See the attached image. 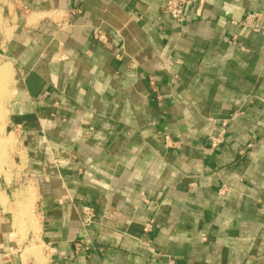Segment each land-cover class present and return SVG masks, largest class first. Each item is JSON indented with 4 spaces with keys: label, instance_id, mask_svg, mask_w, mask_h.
Listing matches in <instances>:
<instances>
[{
    "label": "crops",
    "instance_id": "obj_1",
    "mask_svg": "<svg viewBox=\"0 0 264 264\" xmlns=\"http://www.w3.org/2000/svg\"><path fill=\"white\" fill-rule=\"evenodd\" d=\"M162 3L0 0L38 227L0 201V264H264V0Z\"/></svg>",
    "mask_w": 264,
    "mask_h": 264
},
{
    "label": "rangeland",
    "instance_id": "obj_2",
    "mask_svg": "<svg viewBox=\"0 0 264 264\" xmlns=\"http://www.w3.org/2000/svg\"><path fill=\"white\" fill-rule=\"evenodd\" d=\"M14 83L15 72L9 88L12 96L3 105L5 118L3 117L1 121H4L0 122V127L2 128L0 139L3 140L1 141L5 147L4 153L0 157V201L2 207H5L8 211L11 232L17 237L16 239L19 242H22V239L26 237L27 231L33 226L37 227V218L33 193L25 189L21 181V168L24 161L21 143L9 125L8 105L13 97ZM9 139H12V142Z\"/></svg>",
    "mask_w": 264,
    "mask_h": 264
},
{
    "label": "built area",
    "instance_id": "obj_3",
    "mask_svg": "<svg viewBox=\"0 0 264 264\" xmlns=\"http://www.w3.org/2000/svg\"><path fill=\"white\" fill-rule=\"evenodd\" d=\"M191 4V0H163L162 3V12L168 15L171 19L178 23H183L184 18V11L185 8ZM259 15L253 14L250 15L245 24L252 25L255 21H258ZM94 37L97 41L102 44H106L108 42L107 35L102 29H97L94 33ZM211 144L213 147H217L223 141V134H220L218 137H211L210 138ZM166 144L167 146L171 147L172 143L169 137H166ZM223 192V191H222ZM82 225L83 227H88L92 223H94L95 214L92 209L89 207H85L82 209ZM150 225L146 226L149 227ZM203 241L206 240L205 237L202 238ZM167 264H176L174 260L169 259Z\"/></svg>",
    "mask_w": 264,
    "mask_h": 264
},
{
    "label": "bare ground",
    "instance_id": "obj_4",
    "mask_svg": "<svg viewBox=\"0 0 264 264\" xmlns=\"http://www.w3.org/2000/svg\"><path fill=\"white\" fill-rule=\"evenodd\" d=\"M13 73L14 72H13V69H12V66H11L10 63H4V64H2L0 66V122L4 121V120L1 121L3 119V117H4V110H3L4 107H3V105H4L5 101L8 98H11V96H12V93L9 92V88H10V86L12 84ZM1 129L2 128L0 127V132H1ZM1 140L2 139H0V157L4 153V149H5L4 144L2 143L3 140L2 141ZM11 140L12 139H9L10 142H12ZM33 222H32V224H33ZM31 229L34 230V231H37L38 227H34L33 226Z\"/></svg>",
    "mask_w": 264,
    "mask_h": 264
}]
</instances>
